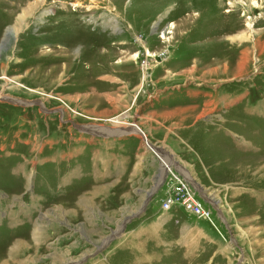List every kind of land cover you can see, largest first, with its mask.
I'll use <instances>...</instances> for the list:
<instances>
[{"label":"rangeland","instance_id":"374dc122","mask_svg":"<svg viewBox=\"0 0 264 264\" xmlns=\"http://www.w3.org/2000/svg\"><path fill=\"white\" fill-rule=\"evenodd\" d=\"M7 97L32 104L0 100V210L13 215H0V264L199 259L200 243L176 242L181 206L162 216L173 181L147 203L149 148L139 133L124 134L133 124L147 137L150 124L163 138L158 114L180 123L185 113L175 108L211 100L214 130L248 151L247 189L264 192V0H0ZM119 159L122 176L112 168ZM221 198L228 226L201 201L225 264H264V201ZM187 213V226L197 225L201 217Z\"/></svg>","mask_w":264,"mask_h":264},{"label":"crops","instance_id":"0c3cea01","mask_svg":"<svg viewBox=\"0 0 264 264\" xmlns=\"http://www.w3.org/2000/svg\"><path fill=\"white\" fill-rule=\"evenodd\" d=\"M212 104H214V102L212 103L211 100L206 102L199 101L192 106L175 108L173 113H175V110L176 113L181 111L182 113H185L184 116L179 118L181 121L180 123L177 120H172V122L164 121L165 119H162L163 115L158 114L156 119L159 118V120H156V123L161 127L162 131L165 130L163 138L161 136L155 135L151 129L153 126L150 124L147 125V137H150L149 140L154 146L158 147L159 149H163L160 151V154L168 155L169 153L171 159H167V156H165L166 159L164 160L162 158L163 161L168 164L167 160H169L170 169L183 177L194 189L197 188L199 190L197 192L195 189L198 197L199 194H201L204 197L212 199L214 202H219V200H223L221 197H225L227 201H235L239 202L240 204V201L243 200L241 197L244 194H248L249 197H252V201H261L263 203V191L257 190L256 188L247 189L246 187L248 184L246 171L248 170L249 164L247 149H233L224 143L223 135L218 134V131L214 130V121L216 117L214 115H210L211 117L208 116L209 110L207 111V106ZM160 106L163 107L162 105ZM240 125H242L241 122ZM132 134H136V136L138 135L135 131L127 132L124 135ZM120 135L123 136V134ZM98 142L103 143L101 141H97L96 143L98 144ZM104 143L106 144L105 147L108 148L109 143L107 141ZM189 143H192V145L189 146ZM101 148L98 147L95 153L97 154V157L103 158V154L100 152ZM125 148L126 150L134 149L132 145L131 147ZM171 160L174 161L173 164L171 163ZM256 160L257 159H250L251 163L256 162ZM124 164L125 163H123V161L120 159L119 161L114 160V166L112 168L115 175H123ZM160 165L161 163L154 152H151L150 149H147V172L152 170L150 176L147 177V184L150 183L149 187L147 188V195L152 191V189H154L155 192L153 195L163 198L167 189L164 183L167 181V177L169 176H167V171L162 173L164 174L163 179L157 187V189L160 187L162 189H159V191L156 192V185L159 182V180L156 182V176H159V173L162 169L164 170V168L161 169ZM133 169L135 173L138 172V166L134 167ZM232 171H234V173H232ZM70 173L71 172L68 173L67 171V174L69 175L64 174L63 179L60 177V179L63 181L62 186L65 187L64 190H66L67 185H71L72 177ZM253 184L255 183H252V185ZM213 187H217L215 188L216 190H213ZM50 196L52 197V195H49L47 198L49 199ZM149 200L150 199H148V201ZM216 207H219L218 203ZM219 211L214 212L213 215L215 217L213 219L218 217L223 223H225L226 226H228L227 220L229 217L227 218L224 213ZM162 213V216H164L166 211H163ZM177 213H174V217L177 215ZM1 214H3L4 217L9 218L13 216L11 214L7 215V212L0 210V215ZM137 216L138 215H135V217ZM188 216L189 214L182 208L179 215L180 220L177 221L179 222V236L177 237L176 242L182 243L184 247L191 241L200 243L203 253L200 255L199 259L193 258L195 255L192 257L185 255L183 256L185 261H181L179 264H225L226 260L224 259H226L225 253L227 252V249H225V246L221 244V242L218 240V237L210 229V225H207L208 223L205 219L198 218L199 220L197 221V225L193 224V226H187V223L184 222L183 219H185V221L188 220ZM190 216L191 217L189 219L191 220L194 215ZM123 226L124 225H122V228ZM46 236H44V238ZM206 253H209L208 257H206ZM217 259L220 261H216ZM176 260L178 262V258H176ZM79 263L80 262H75L74 264Z\"/></svg>","mask_w":264,"mask_h":264},{"label":"built area","instance_id":"2783aa9c","mask_svg":"<svg viewBox=\"0 0 264 264\" xmlns=\"http://www.w3.org/2000/svg\"><path fill=\"white\" fill-rule=\"evenodd\" d=\"M168 181H173L162 199L161 208L168 211L174 206H181L185 211L201 218L211 220V210L196 198L195 189L179 174L167 168Z\"/></svg>","mask_w":264,"mask_h":264},{"label":"bare ground","instance_id":"6f19581e","mask_svg":"<svg viewBox=\"0 0 264 264\" xmlns=\"http://www.w3.org/2000/svg\"><path fill=\"white\" fill-rule=\"evenodd\" d=\"M161 38H163V39H165V36L164 35H162L161 36ZM146 52L148 53V56H149V54L151 55V56H153V54H152V52H150L149 50H146ZM135 56V55H134ZM137 56H135L134 58H136ZM19 101H21V102H23V105H31L32 104V102L30 101V102H28V101H25V100H19ZM38 103V105H40V106H42L43 107V105H42V103L41 102H37ZM111 121H115L114 123H122L121 122V119L119 118L118 119V117H116V118H114V120H111ZM130 125V127L128 128L129 130H132V131H135V132H137V133H139L140 135H141V137H142V140H143V142H144V144L150 149V147L147 145V141H145L144 140V136H145V139H147V137H146V135H145V133L143 132V130L140 128V127H138V129H137V127L135 126V125H133V124H129ZM92 127H95V126H92ZM87 130H88V133H90V131H91V128H87ZM140 131H142L143 132V134L140 132ZM144 135V136H143ZM151 151H153L152 149H150ZM161 150H163V149H159V148H157L155 151H153L154 152V154L161 160V163H163L162 164V166H163V168H164V170H162V172H161V175H162V173H164L165 171H167L165 168H168L169 167V160H167L168 161V164L167 163H165L164 161H163V159H161V157L159 156V154H158V152L159 151H161ZM170 168V167H169ZM172 172H174L173 170H171ZM168 176V175H167ZM161 177V176H160ZM162 179H163V176H162V178H161V181H162ZM161 181H159V183L161 182ZM166 182V181H165ZM159 183L156 185V189H157V187L159 186ZM208 198V197H207ZM148 199H149V196L147 197V203H148ZM208 199H210V198H208ZM211 200V199H210ZM211 202L215 205V206H217V202H214L213 200H211ZM146 204V203H145Z\"/></svg>","mask_w":264,"mask_h":264},{"label":"water","instance_id":"95a60500","mask_svg":"<svg viewBox=\"0 0 264 264\" xmlns=\"http://www.w3.org/2000/svg\"><path fill=\"white\" fill-rule=\"evenodd\" d=\"M0 100L1 101H8L9 103H15V104H23V102H21V101H19V100H17V99H15V98H11V97H7L6 99L5 98H0ZM137 127V126H136ZM137 129H138V127H137ZM139 130V129H138ZM142 134H143V132L142 131H140ZM144 136V135H143ZM144 138V140L145 141H147L146 143H147V145L150 147V149H152L153 151H155L158 147H156V146H154L148 139H145V136L143 137ZM196 189V191L198 192L199 190L197 189V188H195ZM155 192V190L154 189H152V191L151 192H149L148 193V196H149V198H151V196L153 195V193ZM199 197L206 203V204H208L210 207H212L215 211H218V207H216L212 202H211V200L210 199H208L207 197H204L203 195H201V194H199ZM145 207H146V205H144V207L143 208H141L140 209V211H143L144 209H145ZM132 217H135V216H131V217H129L126 221H125V223H127ZM124 223V224H125ZM109 241V240H108ZM107 242V241H106ZM106 242L99 248V250L101 249V248H103L105 245H106Z\"/></svg>","mask_w":264,"mask_h":264}]
</instances>
